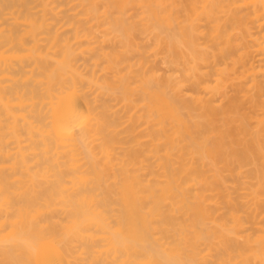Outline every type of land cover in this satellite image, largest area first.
<instances>
[{"label":"bare ground","instance_id":"bare-ground-1","mask_svg":"<svg viewBox=\"0 0 264 264\" xmlns=\"http://www.w3.org/2000/svg\"><path fill=\"white\" fill-rule=\"evenodd\" d=\"M0 264H264V0H0Z\"/></svg>","mask_w":264,"mask_h":264},{"label":"rangeland","instance_id":"rangeland-1","mask_svg":"<svg viewBox=\"0 0 264 264\" xmlns=\"http://www.w3.org/2000/svg\"><path fill=\"white\" fill-rule=\"evenodd\" d=\"M157 68H158L159 74H161V75H165L166 73H171V71H172V73H173V70H174L172 67L167 66V65H164V64H161V63H158ZM209 71H210V70H205V72H209ZM183 94H184L185 96H189V95H191L190 88H189L188 86L184 88V90H183ZM233 95H234V91H233V89H232V88H229V89L226 91V96H225V98L227 99L228 97H231V96H233ZM214 100L216 101V104H220L224 99L221 98V96H216V97L214 98Z\"/></svg>","mask_w":264,"mask_h":264}]
</instances>
